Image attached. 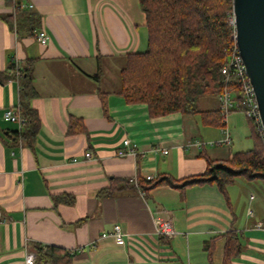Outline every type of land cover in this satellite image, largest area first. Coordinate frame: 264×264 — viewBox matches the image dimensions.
Here are the masks:
<instances>
[{"label": "crops", "instance_id": "obj_1", "mask_svg": "<svg viewBox=\"0 0 264 264\" xmlns=\"http://www.w3.org/2000/svg\"><path fill=\"white\" fill-rule=\"evenodd\" d=\"M17 7L31 17L16 32L3 17ZM40 31L49 36L47 45L38 41ZM148 44L139 0H0V264H26L30 242L75 251L73 264H210V251L213 264H225L224 235L232 230L241 253L231 264H264L263 181L239 177L227 195L216 184L148 192L125 186L132 178L201 175L208 160L234 154L222 144L193 145L223 138L201 116L151 117L146 104L114 93L119 82L109 87L111 68L118 66L120 75L126 56L146 52ZM99 60L98 82L92 75ZM29 63L37 92L31 105L41 120L33 149L14 141L19 126L3 119L19 106L17 71ZM99 90L110 92L108 115ZM215 98L217 107L200 108H220ZM71 117L82 131L69 133ZM127 139L137 148L120 156ZM111 186H117L112 196L99 197ZM67 195L73 204H56ZM157 220L170 221L175 234L160 236ZM116 225L121 243L103 237Z\"/></svg>", "mask_w": 264, "mask_h": 264}, {"label": "trees", "instance_id": "obj_2", "mask_svg": "<svg viewBox=\"0 0 264 264\" xmlns=\"http://www.w3.org/2000/svg\"><path fill=\"white\" fill-rule=\"evenodd\" d=\"M146 17L149 31L148 49L144 53L128 54L125 66L120 71L119 87L115 94L122 96L129 104H146L151 117H162L174 113L185 116H201L207 126H226L221 107L202 110L203 97H219L227 88L238 92L236 84H227L222 68L236 43L235 27L229 21L233 14V0H139ZM31 17L21 7L3 19L16 32L23 27L20 23ZM24 24V23H23ZM35 29L32 24L28 29ZM100 59V58H99ZM15 68V65H12ZM34 69L29 63L18 75L20 103L17 108L24 119L22 130L13 133V140L33 149L41 128L38 112L31 101L37 92L34 86ZM104 71L101 60L98 72L92 75L96 81L102 79ZM110 92L99 90L103 108L108 115L106 104ZM238 95V94H237ZM239 100V97H237ZM242 111L237 107L229 111ZM76 118L71 117L69 133L74 129ZM253 149L232 154L226 160H208L205 173L183 179L162 175L153 180H140L142 192L161 185L176 189H186L194 185L216 184L227 195V189L237 178L264 182V141L257 128L250 121ZM125 186L133 185L125 180ZM135 186V185H133ZM117 186H111L99 193V197L112 196ZM70 196H60L55 200L74 203ZM227 239L225 264L241 253V244L236 231L224 235ZM31 252L36 256V264H73L75 251L59 246L30 242ZM213 264V252L209 253Z\"/></svg>", "mask_w": 264, "mask_h": 264}, {"label": "built area", "instance_id": "obj_3", "mask_svg": "<svg viewBox=\"0 0 264 264\" xmlns=\"http://www.w3.org/2000/svg\"><path fill=\"white\" fill-rule=\"evenodd\" d=\"M230 23L233 24V26L235 27V19L233 14L231 15ZM37 39L42 45H47V43L49 42V36L45 31L38 32ZM17 74L20 75V71H17ZM222 74L225 76V81L227 84H236L238 86V92L227 88L219 96L220 107L223 115L225 116V123L227 124L226 119L229 114V111L240 106L242 107V112L244 113L246 118L251 122H253L261 138L264 141V128L260 117L257 99L255 96L253 86L248 77L246 66L239 54V49L236 43L232 49L231 54L229 55L228 61L225 63V65L222 68ZM237 97H239V100H237ZM3 119L6 122L18 124L19 130H22L25 122L24 119L21 118L17 109L6 110L3 114ZM221 133L223 135L222 140L220 142H210L209 145L211 146H215L217 144L231 145L232 144L231 132L228 130L226 126H224L221 129ZM123 144L125 147L128 148V151L120 150L119 151L120 156H125L129 152L131 153L135 152V149L137 148V145L131 144V141L128 139L125 140ZM206 144L207 143H204L199 140L193 143V145L199 148H202ZM85 157L87 159L92 158L91 152H86ZM130 183L135 185L138 189H140L139 183L136 178L130 179ZM157 232L160 236L172 237L175 234V229L170 221L157 220ZM108 236L113 237L116 240V242L121 243L123 242L124 233L122 232L121 227L119 225H116L114 227L113 233L103 234V237H108ZM26 264H36V256L33 252L27 255Z\"/></svg>", "mask_w": 264, "mask_h": 264}, {"label": "water", "instance_id": "obj_4", "mask_svg": "<svg viewBox=\"0 0 264 264\" xmlns=\"http://www.w3.org/2000/svg\"><path fill=\"white\" fill-rule=\"evenodd\" d=\"M235 40L253 86L264 128V0H233Z\"/></svg>", "mask_w": 264, "mask_h": 264}, {"label": "rangeland", "instance_id": "obj_5", "mask_svg": "<svg viewBox=\"0 0 264 264\" xmlns=\"http://www.w3.org/2000/svg\"><path fill=\"white\" fill-rule=\"evenodd\" d=\"M230 19H231V14L229 13V21H230ZM119 70H120V68H118V66L117 67L113 66V68H111L110 75H109V84H110L109 87L110 88H115L117 85V82H119ZM215 99H216L215 97H203V98H201L200 107L201 108H204V107L215 108V107H217L216 103H215ZM226 122H227L226 127L228 128V130L232 134L233 144L230 146H227V145L222 146V148H227L228 150L231 149L232 153L246 152L250 149H253L254 142L249 137L250 133H251V124H250V120H248L246 118L244 113L242 111L231 112L228 114ZM208 128L211 131H213V136L216 135L217 132L220 133V136H221V134H222L221 129L223 127L220 129H219V127L218 128L208 127ZM220 141L218 140V142H220ZM204 143H208V145H209L210 142H204ZM216 146H218V145H216ZM211 147H215V146L210 145V148ZM261 183H263V182L261 181ZM236 190L237 189L235 188L233 190V193H235Z\"/></svg>", "mask_w": 264, "mask_h": 264}]
</instances>
